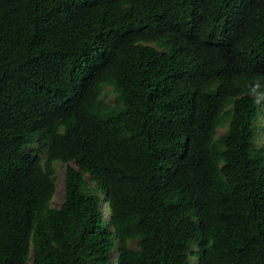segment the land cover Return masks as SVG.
Wrapping results in <instances>:
<instances>
[{
    "label": "trees",
    "instance_id": "16d2710c",
    "mask_svg": "<svg viewBox=\"0 0 264 264\" xmlns=\"http://www.w3.org/2000/svg\"><path fill=\"white\" fill-rule=\"evenodd\" d=\"M113 258L264 264V0H0V264Z\"/></svg>",
    "mask_w": 264,
    "mask_h": 264
},
{
    "label": "rangeland",
    "instance_id": "374dc122",
    "mask_svg": "<svg viewBox=\"0 0 264 264\" xmlns=\"http://www.w3.org/2000/svg\"><path fill=\"white\" fill-rule=\"evenodd\" d=\"M104 99L106 103L108 104H114L115 103V95L112 92L111 88L105 89L104 93ZM226 131V128H221L219 130V134H223ZM65 173H66V165L62 162H57L55 164V180H56V193L54 195V198L51 202L52 208H59L65 199ZM104 210H105V219L107 221L110 220L109 214L106 210V204H102ZM197 260L194 259L193 264H196ZM112 264H116V260L112 259Z\"/></svg>",
    "mask_w": 264,
    "mask_h": 264
}]
</instances>
